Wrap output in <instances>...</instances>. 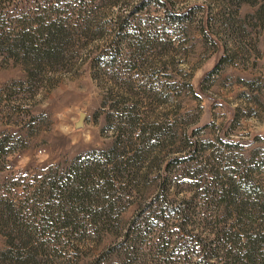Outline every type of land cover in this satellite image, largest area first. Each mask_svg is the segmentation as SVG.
Wrapping results in <instances>:
<instances>
[{
    "label": "rangeland",
    "instance_id": "obj_1",
    "mask_svg": "<svg viewBox=\"0 0 264 264\" xmlns=\"http://www.w3.org/2000/svg\"><path fill=\"white\" fill-rule=\"evenodd\" d=\"M263 3L58 0L70 53L33 80L0 61V198L28 207L0 227V264H122L161 244L160 260L209 263L213 221L231 229V204L264 205ZM115 144L118 162L144 160L105 196L111 233L93 238L82 213L45 228V178L64 184Z\"/></svg>",
    "mask_w": 264,
    "mask_h": 264
},
{
    "label": "trees",
    "instance_id": "obj_2",
    "mask_svg": "<svg viewBox=\"0 0 264 264\" xmlns=\"http://www.w3.org/2000/svg\"><path fill=\"white\" fill-rule=\"evenodd\" d=\"M57 1L0 0V61L20 63L31 80L38 76L43 78L46 72H50L52 67L65 57V54L70 53L71 32H67L61 24V15L51 11L55 8L54 4ZM33 8L37 9L33 12L36 15L27 19L24 11L30 12ZM14 13L20 15L15 18ZM1 146L0 140V150ZM116 151L115 144L107 152L95 153L92 159L83 161L85 165L83 168L72 167V177L66 178L64 184L52 179L53 176L45 178L44 182L49 194L46 202L44 201L42 215L45 228L50 227L47 226L48 223L64 224V227L71 228L76 220L75 216L82 213L89 223L93 238L111 233L108 226L111 222L112 202H108L106 206L107 197L105 196L115 188L118 182L116 172L122 168L124 173L128 174V179L137 177L138 173H130L127 168L134 169L137 162L144 160V153L139 152L128 158L133 160L130 165H128L129 161L118 162L119 156ZM42 184L43 182L38 187H42ZM204 192L209 195L208 200L212 202L215 198L213 191L206 188ZM215 203L220 205L221 201L216 200ZM231 206L237 214L235 217L231 216L233 220L231 229H225V224L215 221L216 219L213 221L215 226L211 225L217 238L213 243L215 245L213 251L223 254L219 255L218 252L206 257L205 259L209 262L207 264H256L257 261L264 264V205L250 206L242 202L237 205L231 204ZM27 208L18 207L8 199L0 198V227L6 230L11 224L18 226L19 215ZM193 211L188 213L184 210L180 213L185 225H188L191 220L189 216H195L192 214ZM120 244H117L116 249L120 247ZM161 245L157 249L151 247L144 253L137 250L135 245L127 247L124 252L126 261L122 264H172L168 260H160L165 257L164 254L168 249L164 244ZM195 248L199 250L197 245ZM231 249L234 250L232 254ZM140 252L143 254L139 255ZM154 255L160 257L158 261L152 258L155 257ZM198 263L199 261L196 264Z\"/></svg>",
    "mask_w": 264,
    "mask_h": 264
},
{
    "label": "water",
    "instance_id": "obj_3",
    "mask_svg": "<svg viewBox=\"0 0 264 264\" xmlns=\"http://www.w3.org/2000/svg\"><path fill=\"white\" fill-rule=\"evenodd\" d=\"M84 117H85V115L83 113H81L80 117H79V121L77 123V126H81V124L83 123Z\"/></svg>",
    "mask_w": 264,
    "mask_h": 264
}]
</instances>
